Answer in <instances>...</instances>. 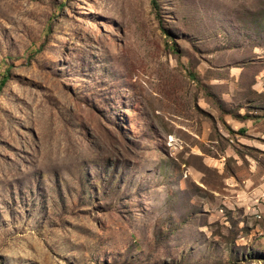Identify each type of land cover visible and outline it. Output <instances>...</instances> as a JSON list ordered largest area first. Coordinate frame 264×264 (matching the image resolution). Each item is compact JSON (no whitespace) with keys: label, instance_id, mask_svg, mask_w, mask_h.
Wrapping results in <instances>:
<instances>
[{"label":"rangeland","instance_id":"rangeland-1","mask_svg":"<svg viewBox=\"0 0 264 264\" xmlns=\"http://www.w3.org/2000/svg\"><path fill=\"white\" fill-rule=\"evenodd\" d=\"M0 264H264V0H0Z\"/></svg>","mask_w":264,"mask_h":264},{"label":"trees","instance_id":"trees-1","mask_svg":"<svg viewBox=\"0 0 264 264\" xmlns=\"http://www.w3.org/2000/svg\"><path fill=\"white\" fill-rule=\"evenodd\" d=\"M5 81H6V79H3V80L0 81V92H1V90L3 88V85H4Z\"/></svg>","mask_w":264,"mask_h":264}]
</instances>
